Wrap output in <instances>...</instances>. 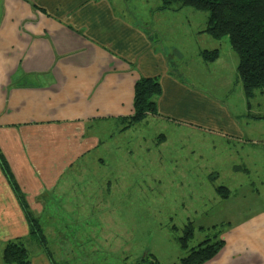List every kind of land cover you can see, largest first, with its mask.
Listing matches in <instances>:
<instances>
[{"label":"crops","instance_id":"0c3cea01","mask_svg":"<svg viewBox=\"0 0 264 264\" xmlns=\"http://www.w3.org/2000/svg\"><path fill=\"white\" fill-rule=\"evenodd\" d=\"M185 10L162 11L160 0H0L1 255L8 241L28 239L20 198L40 215L75 181L73 167L103 165L101 153L90 156L133 113L134 85L146 77L161 87L156 118L188 138L222 140L241 163L233 168L235 191L223 185L226 197L217 194L221 215L207 229L223 224L224 245L205 264H264V194L253 180L242 183L251 171L245 164L264 162V118H254L264 116V92L246 99L230 45L222 52L221 40L201 33L206 22L196 28V15ZM159 20L178 23L176 40L164 36ZM213 49L218 58L204 62L200 52ZM215 66L226 69L216 92L227 99L240 86L236 99L221 101L194 85L196 77L212 87L205 78Z\"/></svg>","mask_w":264,"mask_h":264},{"label":"rangeland","instance_id":"374dc122","mask_svg":"<svg viewBox=\"0 0 264 264\" xmlns=\"http://www.w3.org/2000/svg\"><path fill=\"white\" fill-rule=\"evenodd\" d=\"M187 9L184 13L196 15V28L205 24L207 12ZM159 23L164 36L169 41L172 37L176 40L173 31L178 23ZM220 44V50L227 51V38ZM224 64L225 59L219 65ZM215 67L205 78L213 82L212 87L198 84L196 77L194 85L202 86L221 101L236 99L240 86L233 87L227 99L216 92L226 77V69ZM153 118L156 116L124 131L117 120L118 125L110 129L113 133L90 156L101 153L103 165L86 162L83 170L73 167L69 176L75 181L65 182L59 189L61 195H53L44 211L36 215L55 264H135L151 257L157 264H170L187 252L180 248L177 239L188 220L195 226L190 247L217 232L218 229H207L209 222L221 215L220 205L216 204L220 194L217 189L224 185L235 191L240 176L233 168L241 165L239 158L228 155L222 140L210 136L191 139L176 124ZM101 126L100 129L108 127ZM245 165L251 171L249 177L244 173L242 183L253 180L264 194L260 177L264 175V162L261 159V163ZM25 242L30 264H51L43 247L33 238ZM1 257L0 252L3 264Z\"/></svg>","mask_w":264,"mask_h":264},{"label":"trees","instance_id":"16d2710c","mask_svg":"<svg viewBox=\"0 0 264 264\" xmlns=\"http://www.w3.org/2000/svg\"><path fill=\"white\" fill-rule=\"evenodd\" d=\"M184 7L208 13V18L201 33L207 34L214 40L224 37L231 50L237 57L236 73L246 99L253 97L255 92H264V0H160V10H179ZM218 50H202L200 56L206 63H211L218 58ZM161 94V87L156 78H139L134 85L133 113L128 117L119 119L123 124L122 130H127L148 117H157L156 99ZM257 119L264 118L254 117ZM221 190L227 189L219 187ZM24 218L28 226V238H33L43 247L51 264H55L50 251L45 245V236L39 219L31 213L22 202ZM175 227L173 226L172 229ZM218 229L212 236L190 247L195 233L192 220L183 226L181 236L177 241L186 254L176 262L170 264H205L216 257L222 249L224 242L220 239L223 224L210 227ZM208 228V229H210ZM202 230V228L200 229ZM26 240L16 239L8 241L2 251L3 264H30ZM135 264H157L153 257L142 258Z\"/></svg>","mask_w":264,"mask_h":264}]
</instances>
